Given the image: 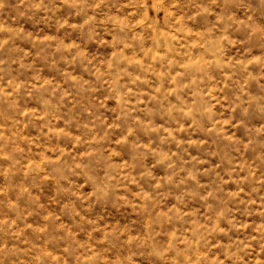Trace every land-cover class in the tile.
Returning <instances> with one entry per match:
<instances>
[{"label": "clouds", "instance_id": "obj_1", "mask_svg": "<svg viewBox=\"0 0 264 264\" xmlns=\"http://www.w3.org/2000/svg\"><path fill=\"white\" fill-rule=\"evenodd\" d=\"M0 264H264V0H0Z\"/></svg>", "mask_w": 264, "mask_h": 264}]
</instances>
